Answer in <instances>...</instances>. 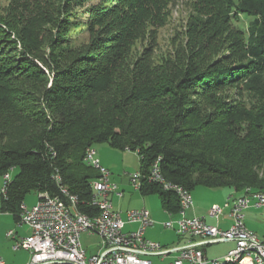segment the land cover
Returning <instances> with one entry per match:
<instances>
[{"label": "trees", "instance_id": "trees-1", "mask_svg": "<svg viewBox=\"0 0 264 264\" xmlns=\"http://www.w3.org/2000/svg\"><path fill=\"white\" fill-rule=\"evenodd\" d=\"M110 1L78 49L60 38L67 30L49 29L64 3L21 30L0 17V175L15 171L2 210L19 218L33 192L68 203L66 190L95 212L87 203L99 174L84 157L103 143L137 152L144 174L159 160L165 179L191 192H264V0H185V38L158 59L152 45L133 49L176 0ZM141 193L180 210L158 184Z\"/></svg>", "mask_w": 264, "mask_h": 264}, {"label": "built area", "instance_id": "built-area-1", "mask_svg": "<svg viewBox=\"0 0 264 264\" xmlns=\"http://www.w3.org/2000/svg\"><path fill=\"white\" fill-rule=\"evenodd\" d=\"M84 161L96 170L99 177L90 182L93 196L87 203L95 212L90 214L78 210V198L63 190L68 203L59 196L49 192L38 193L37 202L28 207L21 205L20 221L30 229V234L14 245V250L25 249L31 253L29 264H207L205 248L209 244L219 242H234L235 247L217 259L214 264H228L230 257L239 251H253L254 259L242 264H264L261 254H264V244L256 234L249 230L244 222L245 210L254 206L264 209V192H248L238 196L224 205H213L208 214L219 219L229 209L233 223L228 229H221L206 223L201 217L188 218L185 210L193 206V194L190 190H178L164 184L159 160L154 162L148 173L138 171L131 175V183L136 190L147 183L169 187L180 202V216L176 221L163 223L164 227L174 229L179 235L199 237L201 242H191L180 248L168 249L160 243L145 237V229L154 224L149 210L135 209L125 215L113 209L111 194L122 196L119 187L110 179L111 171L105 167L94 147L86 150ZM12 171V170H11ZM10 171V172H11ZM4 175L5 183L2 194L7 197L9 174ZM60 184L59 174L54 176ZM137 224L134 231H126L128 225ZM97 236L101 241V249L97 254L88 256L82 245L83 234ZM9 235H13L10 231ZM176 253L175 259L170 258ZM157 258L156 263L151 258ZM0 264H10L0 259Z\"/></svg>", "mask_w": 264, "mask_h": 264}, {"label": "rangeland", "instance_id": "rangeland-1", "mask_svg": "<svg viewBox=\"0 0 264 264\" xmlns=\"http://www.w3.org/2000/svg\"><path fill=\"white\" fill-rule=\"evenodd\" d=\"M113 1V0H112ZM110 1V3H113ZM185 0H176L170 9L168 10V15L166 17V22L162 27L153 28L150 27L148 32L151 31L152 36L148 41L138 42L133 49V53L141 56L144 52V47L151 45L153 47V57L158 59L162 54H165L172 50L174 45L178 46L184 40L185 24L188 17V8L184 3ZM64 3V15H61L60 24L58 26L51 27L49 29L53 30L54 34H58V30H67L65 33H59L60 38H65L69 42L68 47L71 45L76 48H81L88 44V33L85 30L86 24L90 23L92 20V14L94 11L103 5H108L109 0H79L78 2L72 1L71 4H67V0H0V17L10 20L13 18L12 23L19 27L17 30H21L22 27L26 28L31 26L29 22L25 23L27 19L30 22L34 21L37 23L41 19L40 16L37 18V13L47 14L51 12L52 6ZM82 4V5H81ZM25 11V12H24ZM17 12V13H15ZM19 13V14H18ZM116 14V12L114 11ZM29 14V15H27ZM68 14L70 15L69 22L71 25L68 26ZM65 19V22L63 21ZM79 23V25H78ZM21 28V29H20ZM59 28V29H57ZM151 33H148L151 34ZM77 48V49H78ZM228 97H233L234 92L227 91L225 93ZM94 148L97 151L98 157L101 159L104 165L111 170L110 179L112 182L116 183L121 191H124L125 198L123 200L114 199L113 203L116 209L122 210L124 214L129 209H143L146 206L150 212L160 213L164 216V211L161 205L160 198L157 194L143 196L141 191L135 190L131 183V175L141 171L140 156L137 152L121 150L118 148L111 147L109 144L103 143L95 145ZM15 171H11L9 174L10 180L13 179ZM5 178L0 175V203L2 199V189L4 187ZM222 190H205L197 189L195 190L196 200L206 201L209 204L210 201L219 202L226 199V193H222ZM38 195L36 192L31 193L25 199L26 205H31L35 200H37ZM143 201L147 204L144 205ZM123 206V208H118ZM116 211V210H115ZM245 222L248 228L254 232L260 241L264 243V209L250 210L245 213ZM164 216L163 218H166ZM20 218V217H19ZM162 218V217H161ZM157 224L154 227H149V231L152 233L153 239H156L165 244L166 247L170 248L178 244L179 236L175 231L170 229H165L161 226L167 221L156 220ZM164 221V222H163ZM138 228V225L127 226L126 231H134ZM82 243L87 249V255L97 253L101 248V241L97 236L83 235ZM227 248V243H216L206 246L204 249L206 251V258L208 264H213L212 262L221 259L223 260L225 256L222 253ZM25 251H20L18 253L12 251L9 257L12 259L17 256L19 260H27ZM174 252L171 254L174 256ZM171 257V256H170ZM158 263V259H154ZM31 262V255L27 264ZM233 264V263H228Z\"/></svg>", "mask_w": 264, "mask_h": 264}, {"label": "crops", "instance_id": "crops-1", "mask_svg": "<svg viewBox=\"0 0 264 264\" xmlns=\"http://www.w3.org/2000/svg\"><path fill=\"white\" fill-rule=\"evenodd\" d=\"M102 164H103V162H102ZM104 166L107 167L106 165H104ZM119 190H120V188H119ZM139 191H141V189H139ZM222 191H223L222 193H226L227 194L226 195L227 197L224 200V202H222V201H219V202L218 201L217 202L210 201L209 204H207L206 201H202V200L200 201V199L196 200L195 193H194L195 191L192 192L193 201H194L193 203L194 204H193L192 207H190L187 210H185V216L188 217V218L201 217L209 225L218 226L221 229H228L231 226V224L233 223V218L229 215V211H230L229 209H226L224 214L219 219L210 217L209 214H208L210 208L213 205H215V204L224 205L227 201H233L238 196H240L239 194H236V193L231 192V191H224V190H222ZM120 192H122V196H118L117 194H111L110 199H111L112 204H113V209L118 211V212H121L123 215H125L124 212H122V210L116 209L115 206H114V203H113L114 199L123 200L125 198L124 191L120 190ZM36 194L38 195V193H36ZM143 196H146V195H143ZM37 200H38V197H37ZM37 200H35L31 205H29V206L27 205V206L28 207L33 206L37 202ZM24 203H25V201H24ZM143 203H144V205L147 204L145 201H143ZM118 208H123V206H119ZM143 208L149 210L146 206H144ZM259 209H263V208H257V207L252 206V207L248 208L247 210H245V213H248V211H250V210H259ZM129 211H130V209H129ZM163 211H164V216H167L166 218H163L164 216L161 215L159 212L158 213H156V212L152 213L149 210V212L151 214V218L154 221V224L149 226V227H154L157 224L156 220L176 221L177 219H179L180 210L177 213H172V212H170V211H168V210L163 208ZM127 212H128V210L125 213H127ZM246 216L247 215H245V218H246ZM245 218H244V222H245ZM160 224H161V226L163 228L168 229V228L164 227L162 222ZM132 225H137V224H132ZM132 225H129V226H132ZM245 225L248 228L246 222H245ZM138 227H139V225H138ZM149 227H147L145 229V237L150 239V240H153L155 242L160 243L165 248H168V247L165 246L164 243H162V242H160V241H158L156 239H153L152 233L149 231V229H150ZM170 230L175 231L174 229H170ZM10 231L13 232V235H11V236L9 235ZM175 233L177 234L176 231H175ZM29 234H30L29 227L26 224H23L20 221V218L16 217L13 213L2 210V206H1V203H0V259H3L7 263H10V264H27L28 261H29L30 255H31L30 251L25 250V249L14 250L13 247L19 240H21L22 238L27 237ZM83 235H88V234L85 233ZM177 235L179 236L178 244L174 245V246H172V247H170L168 249L180 248V247L186 246L188 244H191V242L199 243V242L202 241L201 238H199V237L192 238L189 235H179V234H177ZM219 243H227V248L222 253L223 256L227 255L228 252L235 247L234 242H219ZM82 245H83V243H82ZM83 247H84V245H83ZM85 250L87 252L86 248H85ZM12 251H14L16 253H18L20 251H25V253H26L25 255L27 256L28 259L26 261L25 260H19L17 258V256H15V257H13L11 259L9 257V255H10V253ZM204 251H205V249H204ZM97 253H95V254H97ZM91 255H94V254H91ZM91 255H89V256H91ZM205 255H206V251H205ZM176 256H177V254L175 253L174 256L171 255V257L168 258V259H170V260L175 259ZM151 259L154 260V259H157V258L152 257Z\"/></svg>", "mask_w": 264, "mask_h": 264}, {"label": "bare ground", "instance_id": "bare-ground-1", "mask_svg": "<svg viewBox=\"0 0 264 264\" xmlns=\"http://www.w3.org/2000/svg\"><path fill=\"white\" fill-rule=\"evenodd\" d=\"M110 177H111V175H110ZM162 177H163V180H164V184L165 185L171 186V187H175L178 190H187L186 188H184L181 185H176V184H173V183L168 182L163 175H162ZM162 188H163L164 191L165 190L166 191H169V187H162ZM260 244H264V243L262 241H260ZM209 245H211V244H209ZM252 259H254V252L253 251H239L238 253H236V255L230 257V263H233V264H242L243 262L249 261V260H252ZM206 260H207V258H206ZM261 261H263V263H264V254H261ZM207 262H208V260H207ZM205 263H206V261L204 259V263L203 264H205Z\"/></svg>", "mask_w": 264, "mask_h": 264}]
</instances>
